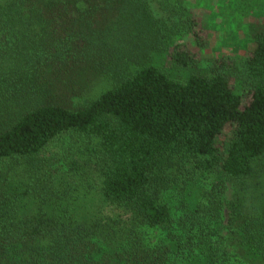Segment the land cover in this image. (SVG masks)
<instances>
[{"label": "trees", "instance_id": "16d2710c", "mask_svg": "<svg viewBox=\"0 0 264 264\" xmlns=\"http://www.w3.org/2000/svg\"><path fill=\"white\" fill-rule=\"evenodd\" d=\"M186 2L0 1V264H264V26L200 70Z\"/></svg>", "mask_w": 264, "mask_h": 264}, {"label": "rangeland", "instance_id": "374dc122", "mask_svg": "<svg viewBox=\"0 0 264 264\" xmlns=\"http://www.w3.org/2000/svg\"><path fill=\"white\" fill-rule=\"evenodd\" d=\"M3 2V0H0ZM152 9L160 15H164L163 10L160 7V1L162 0H147ZM186 7L191 11L193 16L198 19L197 31L205 38L206 45L204 47L198 46L196 44L195 38L191 34L184 36V42L192 50L198 52L202 61L199 64L198 69H206L211 66L212 60L221 57L222 55H240L245 56L247 53V48L251 47V33L256 28H262L264 26V0H244L245 7L248 10L250 7L256 11L255 16L250 14L238 13L236 11L230 10V6H234L236 2L234 0H186ZM233 2V3H231ZM251 9V10H252ZM0 36L3 38L8 37V24H0ZM8 40V38H7ZM8 44H4L0 39V49H6ZM253 47V46H252ZM159 64L165 68L171 69L173 72L176 71L172 67V59L166 55L164 58H161ZM189 71V70H188ZM188 71H182V73H187ZM181 73V71L179 72ZM181 73V74H182ZM81 78L77 80L68 79L69 87H65L61 91L62 95L66 94V98L71 105L79 104L83 102L81 96H77V93L82 92L87 93L88 87L94 85L93 79L90 78L89 85H86L84 81H80ZM76 82V83H75ZM79 82V83H78ZM63 83V82H62ZM61 83V84H62ZM78 83V84H77ZM76 84L74 87H72ZM92 84V85H91ZM75 91V92H74ZM228 134V133H227ZM221 140H224V137H221ZM205 184V183H204ZM201 184L199 185V188ZM232 194L231 185L228 184L227 188V197H230ZM197 200V196L192 195L187 202L190 205H193ZM179 202L176 200L171 201V207L173 213L177 216L180 214L181 210L179 209ZM160 231H151L150 237L154 240L161 236ZM189 264H193L190 262Z\"/></svg>", "mask_w": 264, "mask_h": 264}]
</instances>
